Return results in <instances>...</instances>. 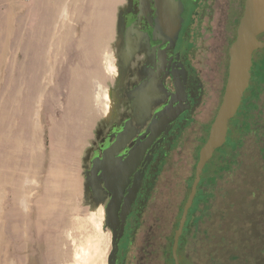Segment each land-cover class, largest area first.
I'll return each mask as SVG.
<instances>
[{
    "label": "bare ground",
    "instance_id": "obj_1",
    "mask_svg": "<svg viewBox=\"0 0 264 264\" xmlns=\"http://www.w3.org/2000/svg\"><path fill=\"white\" fill-rule=\"evenodd\" d=\"M78 1L80 2L78 12L83 26L78 43L80 48H83L82 60L86 66H77L70 71L69 107L64 111L61 122L55 118L51 119L49 134L52 137V160L46 182L48 194L42 201L45 217L56 211L58 203L57 200L52 199L56 192L60 193L62 198L69 199L76 191L69 178L74 166L77 165V157L80 155L86 158L89 155L91 151L89 144H94L92 149L96 148L95 153L98 157L89 169L99 170L104 164L102 157L106 156L105 160H109L112 153L111 148L108 147L109 144L100 143L102 135L100 128L103 122L113 124L110 132L113 136L108 134L111 138L114 136L137 139L143 137L144 126L148 124L146 121L150 114V104L145 98L135 94L144 90L151 82V78H153V85L159 87L168 72L164 51L154 53L150 38L143 42L145 37L142 36V26L139 25L141 21L149 24V27L155 24L161 25L165 14L161 0ZM8 2L10 3L9 0ZM69 2V0H34L32 11L19 18L16 30L12 24L13 16L16 17L24 7L9 4L11 8L5 13L4 22L1 24L3 42L0 44V65L5 64L9 59L8 43L14 30L17 33L16 45L22 53V59L19 62L17 83L15 81L6 99L3 94L0 96V103H5L0 104V203L5 197L4 189L10 186L13 195L12 207H14L7 215V219L2 220L3 209L0 206V264H17L12 258L10 249L12 246L23 249L21 243H27L30 240L28 229L24 226V217L29 209V198L32 194L30 191L32 187L40 184L32 175L36 174L35 170L40 167V104L47 90H50L49 102L54 104L57 99L58 87L56 84L53 85L56 71L51 66L50 60L58 56L62 59L63 45L70 41L72 35V30L67 25L70 20L69 6L72 5ZM179 16L181 29H183L186 23L185 10H182ZM128 21L131 27L129 26L127 32ZM129 31L130 34L132 31L135 36L130 37ZM88 62H91L90 66ZM131 73L136 77L132 83H128L130 93L135 95L130 103L136 111V119L130 116L127 105L124 106L125 110H122L124 104L117 92V87L129 82ZM61 77L62 75L59 76V80ZM111 78L114 85L107 86ZM176 95L179 93L177 92ZM120 113L123 114L122 119ZM64 189L66 194L63 193ZM105 211L101 206L98 212H92L88 217L96 234L91 235L90 232L88 237L85 234L83 239L85 237L86 239L78 246L76 244L77 249L73 251L72 262L67 260L68 249H63L60 244L63 241L67 244L69 241L72 243L73 239L68 236L66 238L64 236L46 237L48 264H108V249L112 238L105 232ZM36 217L35 221L39 219ZM85 225L88 226V224ZM67 244L65 247L68 246ZM19 264H25L23 258H20Z\"/></svg>",
    "mask_w": 264,
    "mask_h": 264
},
{
    "label": "rangeland",
    "instance_id": "obj_2",
    "mask_svg": "<svg viewBox=\"0 0 264 264\" xmlns=\"http://www.w3.org/2000/svg\"><path fill=\"white\" fill-rule=\"evenodd\" d=\"M9 1L10 3L8 2V0H0V9L2 10V11L0 10V29H1L0 30V44H2L3 42L2 41L3 40V32H2L3 29L1 27V24L4 22L3 18H4L5 13L11 8L9 4H14L17 6L24 7L22 12L16 15V17L13 16L14 21L12 20L13 22L12 24L15 30H16V27L18 24L17 22L19 21V18H21V16L26 15L27 13L30 14L34 6V0H19V1L9 0ZM69 1L72 3V5L69 6L71 21L69 20L68 21L69 23L67 25L70 26L72 30V35L70 37V41L68 40L69 42L63 45L62 50L64 52V55L62 59L60 56H58L56 58L53 57L50 60L51 66H53L56 71L55 72L56 77L54 76L53 85L56 84V86L58 87L56 90L57 99L54 104H52V102H49L50 100H48V94L50 90H47L45 94L43 95L42 97L43 100L40 104V109H41L40 110V130H39V134H40L39 136H41L40 138V144H41L40 167L35 170L36 174L34 173L32 174L37 178L38 183L40 184L32 187V191H30L32 192V194L29 198V209L25 213L26 215L24 217L25 223L23 222L25 224L24 225L25 228L28 229V233L30 234L29 235L30 240L27 243H24V242L21 243V246L23 247V249L22 248L17 249L16 247L14 248L13 246L10 249L12 258L17 264H19L20 258L24 259L25 264H48L46 260V249L48 245L46 237H50V236L51 237L64 236L65 238L68 236L70 237V239H73V241L75 240V243H73V241L72 243L71 241H69L67 244L66 242L63 241L60 244L63 249L65 250L68 249L69 257L67 258V260L72 262L74 260L73 251L74 250L76 251L77 249L76 244L78 246L91 233H92L91 235L96 234L94 227H91L92 224L88 221V217L90 216L92 212H98L101 206L104 208V210H106L104 212L106 213L104 216V221L106 225L105 232L107 233V236H111L112 238V243L108 249L107 262H109V257L112 251L111 246H113V241H114L113 240L114 239V229L111 225V223H114V222L109 217L108 209L112 205L111 198L113 194V188H112L113 185L111 183H112V180L114 179V176L115 175L117 176L118 172L112 169L111 165H109L110 167L107 169L106 167H103L104 165H102V167L99 170H97L95 174L85 175L86 173H85V169L83 166V160H82V157L79 155L76 159L77 165L74 166L73 172L71 173V177L69 178L72 184H74L76 191L75 190H74L75 192L73 191L74 193L69 199H66V197L62 198L60 193L56 192L52 196V199L57 200L56 202L58 203V205L56 206V211L52 214L49 213L48 216L46 217L44 216V209L42 206L43 205L42 201L45 199V195L48 194L47 188H46V182H47L48 174L51 168V160H52L51 159L52 137H51V134H49L50 128H51V119L55 118L56 120L61 122L64 117V111L67 109V107H69L68 100H69V94H70L69 93L70 71L73 68H76L77 66H86V63L84 62V60H82L83 48L82 47L80 48L79 43H78L81 38V33L83 29L82 21L80 20L79 12H78L80 2L78 0H69ZM161 3H162V0H161ZM217 3L218 4H215L213 6V12L210 11L208 15V19L206 20V24L204 25L205 27L208 28V31L206 32L204 37H207L209 39L213 38L211 40L213 51H215L216 47H219V46L222 47V51H221L222 60H221L220 67H221V76L223 79V84L221 85L222 89L220 90V92L212 96L211 102L208 104L207 113L209 116L212 114L211 123L215 121L219 113V110L221 108V105H222L224 89H225L226 81L228 77L230 50L236 40L237 28L239 26L240 20L244 12V10H241L239 12H233L231 10L225 9V0L223 2L224 6H221L220 1ZM194 8H195V4L193 3L192 9ZM132 16L133 15H131V17ZM139 25L142 26V36L145 37L144 39L142 37L143 42H146L145 40L150 38L152 39V50L154 53L160 52L162 50L164 51L165 63L167 65L168 72H167V75L163 79L162 85H160L159 87H155L151 82L147 85V87L144 88V90L135 94L142 98H145L150 104V114L148 115L147 121H146L148 124H145L144 126V132H143L142 138L139 137V139H137L136 137H133L135 139L130 140L129 139L130 137H127L129 141L128 146L124 145V143L122 145L121 143H119L120 145H118V149L116 153L118 157V161H117L118 166L120 165L122 166L124 162L129 157H131L144 142H147L153 137V134H154L153 130L155 129L157 123L163 120V117L167 111V110L163 111L162 106L168 105V109L172 108L170 109L172 110V112L184 106V104L177 103L173 99L174 97L169 92H166L168 95L166 99H161L162 102L165 101L164 104H156L157 103L156 97L159 96V94H161L162 92H164L166 84L173 87V83L168 75L169 67H170L169 60L171 59V55H172L173 47H174V40H173V35H172L173 28L171 26L170 21L165 16H163V21L161 25L155 24L153 27H149V24H146V23L144 24V21L139 22ZM129 26L131 27V24L128 21L127 32H128ZM15 30L13 32L14 35L12 34V36L9 38V43H8L9 44L8 49L10 48L8 50L9 59H7V62L5 64L0 65V68H1L0 69V96L1 94H3L4 99H6L7 96L9 95V92L14 86L15 81L17 83L19 62L22 59V53L20 52V50H18L17 45H16L17 33ZM129 34H130V31H129ZM131 34H130V37L135 36V34H133L132 31H131ZM262 34L258 36V39L262 44H264V35ZM124 36L125 34L123 35V37ZM227 38H229L228 46H227ZM221 39H222V44L219 45L220 44L219 42L221 41ZM19 56H20V59H19ZM12 58L15 60H13ZM263 58H264V53L260 49L255 50L253 59H252V67L250 70V80L247 85L248 87L245 89L242 95V99L240 101V107L238 109V112L228 122V132H227L226 140L224 143L225 145L229 144V140L231 139V133L233 129L238 130L240 127L245 128V129L247 128L248 124H246V120H245L246 113H243V111L245 110V107H244L245 101L249 98L248 95L250 94V92L252 93L254 92V85L259 82H264ZM15 62L17 64H15ZM87 64L88 66H90L91 62H88ZM60 75H62V77L59 80ZM113 85H114V81L111 78L110 82L107 83V86H113ZM124 85L117 87V92L119 94V97L121 101H123V104H124L122 107L123 108L122 110H125L124 106L127 105V108L130 111V116L132 115L133 118L136 119V111L134 107L132 106V104L130 103L131 98H133L135 95L134 94L129 95L128 90L126 89ZM175 94H177V92ZM251 97H253L252 94H251ZM166 103H169V104H166ZM0 104H5V103H0ZM257 105L258 107H256L252 111V114H251V118H252L251 125L252 126L250 130L245 134L235 133L233 135V138L239 141V144H238L239 150L237 152V155H238L237 164L233 168L232 173L228 175L227 177L228 184L225 185V189L222 190V193L217 191V194L219 197L217 199V202L215 203L216 207H214V209L212 210L213 212L212 220L210 221L209 219H207V223L201 226L200 231L196 234V238L191 237L190 239V243H189L190 249L189 250H190V256L193 258L194 264H218V261L211 263L210 255L212 253H209L208 255H206V253L210 252L212 249V252H215L217 256L220 257L217 251H223L226 248H228L229 250H234L235 248H237V246L230 245L229 240H228L230 239V237H233L234 234H237L239 238L243 240V243L241 244L242 247H239L242 253L251 254L250 257L252 256V254H254L256 256V259L260 260V258L257 257L258 249H259V252L260 251L262 252L264 250V242H262V238H261V235H264V226L263 227L261 226L262 222H264V90H263L260 103L256 104V106ZM120 116H121V113H120ZM112 125L113 124L111 123L103 122L100 128L101 134H106L107 132L110 134L112 130ZM112 138H115V137H112ZM190 141H192V137L190 138ZM190 141H188L187 144H185L183 147H180V154H179L180 158H178L179 159L178 161L180 162V164L177 166V168L178 167L180 168H179V171H177V179L173 181V184L170 189L163 188L164 193L166 194V197H167L166 201L162 203L160 200L162 199V196H160L159 201L154 207L157 209L156 210L153 209L150 213L151 217L147 221V227L144 226L140 229L139 237L137 238L138 239L137 246L138 247L140 246L141 250L144 252L142 253V256L144 257V262L146 264H162L160 256H158L159 249H160L159 247L161 244V240H160L161 237L160 236H156V237L150 236L149 229L153 226L155 227V230L154 229L153 230L157 234H160L162 233V231H159L158 229L159 227L162 228L163 226L164 231L167 234L169 232L171 216L169 217L168 210H166L165 214H162V212L164 211L163 209L164 207H168L167 209H169L170 207L171 213L172 211H176L178 202L180 198L183 197L184 195L182 181H183L184 176L187 174L190 168V163L188 162L189 150L191 148ZM90 145L92 144H89V146ZM220 150H221V147H217L214 150V152H217ZM97 158L95 157L93 159L94 162L97 161ZM106 164H109V163H106ZM113 170H114V173H113ZM32 175H31V178H33ZM89 176L90 177L94 176V177L90 178ZM77 180H79V182ZM9 188L10 186L4 189L5 197L1 200V203H0V206H2V209H3L1 213L2 220L7 219V215L10 214L11 209L14 208L12 207V199H13L12 189L11 188L9 189ZM67 189H68V185H67ZM65 190L66 189H64V192H63L64 194H66ZM224 194H225V200L222 199V196ZM170 197L172 199H170ZM38 200H39V203H38ZM39 205H41V207ZM37 206L39 208H36ZM38 212H39V215H38ZM221 214H224L223 218L221 217ZM225 214H226V218L229 219L230 226L225 227L224 225V227L221 230H218L219 226H221L220 225L221 222H225V221L227 222L225 218ZM35 217L36 219L37 218L39 219L35 221L34 220ZM85 224H88V226L90 227H88ZM188 225L189 224H187V226L184 229L185 231L180 241L181 244L183 243L185 235H187V233L189 232L187 228ZM90 228H92L91 231H90ZM211 231L213 234H211ZM192 232H193V229L192 227H190L189 235L192 234ZM85 234H86V237L85 239H83ZM152 238L154 240H152ZM66 244L68 245L67 247H65ZM103 244H104L103 246L105 247V243ZM16 246H18V244H16ZM195 251L199 253L201 252V254L198 255V253L196 254ZM204 253H205V256L203 255ZM233 254L234 253L230 254V258ZM72 255H73V259H72ZM224 261H225V258H224ZM254 262L256 261L250 260L249 262H246L243 264H254ZM182 264L184 263L182 262Z\"/></svg>",
    "mask_w": 264,
    "mask_h": 264
},
{
    "label": "flooded vegetation",
    "instance_id": "obj_3",
    "mask_svg": "<svg viewBox=\"0 0 264 264\" xmlns=\"http://www.w3.org/2000/svg\"><path fill=\"white\" fill-rule=\"evenodd\" d=\"M178 1L184 4L186 14L184 20L186 23L184 28L178 33L175 29H173L172 32L174 47L171 59L169 60L170 67L168 75L173 83V87L164 83L166 84L165 90L156 97V104H164L165 101L162 102L161 99H166L168 96L166 92H169L177 103L184 104L183 112L168 125L164 132L153 141L150 148H146V150H143V148L147 146L152 138L147 142H144V140V143L132 155L133 157H129L124 162L122 165L123 167L117 165L118 157L116 153L118 145H120L119 143H121V145L124 143V145L128 146V139L126 137L118 138L117 136H114L115 138L112 139L109 137V133L101 135L100 143L102 145L108 143V147L111 148L112 151L109 160H105L106 156L102 157V161L104 162L103 167L107 169V167L111 165V168L118 172L117 176L115 175L112 180L113 189H117L120 183H123V185L126 184L124 200L119 211L118 220H116L117 231L119 234L122 232V238L119 241L116 253V264H146L142 256L144 252L141 250L140 246H137V238L139 237L140 229L144 226L147 227V221L151 217L150 213L153 209H157L154 207L159 201L160 196H162V199H160L162 203L166 201L167 197L163 188L170 189L173 181L177 179V171H179L180 168H177L180 164L178 161V158H180V147L187 144L192 137V141H190L191 148L188 155L190 168L182 181L184 195L180 198L176 211H172L171 213L170 207L169 209H167L168 207H164V211L162 212V214H165L166 210H168V215L169 217L171 216L169 232L167 234L163 226L158 229L162 231L160 234L154 231L155 227L153 226L149 229L150 236L161 237L158 256H160L162 264H175L173 254L175 234L180 226L183 211L197 176V166L200 161L201 150L207 143V135H210L214 123H211L212 114L210 116L208 115L207 108L208 104L211 102L212 96L219 93L222 89L221 85L223 84V79L220 67L222 47H216L215 51H213V46L211 44L213 38L209 39L204 37L208 31V28L204 25L206 24L210 11L213 12V6L218 4L217 2L219 1L221 6H224V0ZM245 1L246 0H225V9L239 12L244 10ZM193 3L195 4L194 9H192ZM219 43V45L222 44V39ZM228 45L229 38H227V46ZM259 49L264 53V44ZM135 78V75L131 73L128 79L129 82L127 81L126 85L123 84L128 90L129 95L132 94L129 91L130 85H128V83H132ZM151 82L154 84L153 78H151ZM179 88L186 95L185 101L183 100ZM263 90L264 82H259L254 85V92H250L248 95L249 98L245 101V110L243 113H246V115L249 113L250 115L252 114V112L248 110L247 105L259 104ZM175 92H178L180 96L176 95ZM251 94L253 97H251ZM256 107H258V105ZM248 121L252 123V118ZM111 136L113 135L111 134ZM129 139L133 140L135 138L130 137ZM93 146L94 144L90 146L91 151H89V155L86 158H82L85 163L83 164L86 166L85 175L95 174L97 171L89 169L90 165H94L93 159L95 157L97 158L95 153L96 148L92 149ZM222 146L220 151L213 152L212 156L208 157L200 173L197 191L187 212L176 247L179 264H182V262L184 264H194L189 250L190 239L191 237L196 238V234L200 231L201 226L207 223V219L210 221L212 220V210L216 207L215 203L219 197L217 191L222 193V190L225 189V185L228 184L227 177L232 173L233 168L237 164L238 156L233 164L225 162V144ZM121 172L123 173V180L119 181ZM93 177L94 176L90 178ZM113 198L114 192L111 201ZM170 199L172 198L170 197ZM222 199L225 200V194L222 196ZM223 216L224 214H221L222 218ZM122 223L123 227L121 228ZM187 224H189L187 227L189 232L185 235L183 243L181 244L180 241ZM226 225L227 222L225 221V227H227ZM261 226H264V222H262ZM190 227H192L193 232L189 235ZM261 238L262 242H264V235H261ZM152 240L154 239L152 238ZM195 253H198V255L201 254V252L199 253L197 251H195ZM209 253H212L210 255L211 263L218 261V264H243L250 260H255L256 262H254V264H264V250L259 252L258 249L257 257H259L260 260L256 259L254 254L250 257L251 254L242 253L239 247L234 250L226 248L223 251H217L220 257H218L215 252H212V250L206 253V255ZM231 253L234 254L230 258ZM203 255L205 256V253Z\"/></svg>",
    "mask_w": 264,
    "mask_h": 264
},
{
    "label": "water",
    "instance_id": "obj_4",
    "mask_svg": "<svg viewBox=\"0 0 264 264\" xmlns=\"http://www.w3.org/2000/svg\"><path fill=\"white\" fill-rule=\"evenodd\" d=\"M162 7L165 9V14L163 16L170 21L172 28L175 29L177 33L181 31L179 15L182 10H185L184 4L181 1L176 0H162ZM262 33H264V0H246L243 16L237 28L236 40L230 50L228 77L224 89L222 105L212 125L208 141L201 150L200 161L197 166V176L192 185L190 196L183 211L180 226L175 234L173 243L175 264H179L176 247L184 226L187 212L197 191V185L200 181V173L202 172L205 161L212 155L214 149L224 144L228 131V122L238 112L242 95L248 87L247 85L250 80V70L252 67L254 52L263 46L258 39V36ZM179 90L181 91L180 88ZM181 93L183 100L185 101L186 95L183 91H181ZM170 109H168V105L162 106V110L167 111L163 120L157 123L153 130L154 134L152 139L143 150L150 148L153 141L183 112L182 110L184 107L173 112ZM122 177L123 173L121 172L119 181L123 180ZM125 188L126 184L123 185V183H120L117 189H113L114 198L111 201L112 205L108 209L109 217L114 221V223H111L114 229V241L108 264H116L118 244L122 238V232L119 234L117 231L116 220H118L119 211L124 200ZM123 223L121 228L123 227Z\"/></svg>",
    "mask_w": 264,
    "mask_h": 264
},
{
    "label": "trees",
    "instance_id": "obj_5",
    "mask_svg": "<svg viewBox=\"0 0 264 264\" xmlns=\"http://www.w3.org/2000/svg\"><path fill=\"white\" fill-rule=\"evenodd\" d=\"M247 107H248V110H249L250 112H252V111L256 108V104H248ZM250 118H251V115H250V113H249V114L246 115V117H245L246 124H248L246 129L240 127L238 130H236V129H233V130H232V133H231V139L229 140V144H228V145H225V162H228V164H233V163H235L236 157L238 156V155H237V152H238V150H239V148H238L239 141L235 140V139L233 138V135H234L235 133H242V134L247 133V132L250 130V128H251V123L248 121ZM227 132H228V131H227ZM208 137H209V134L207 135L206 142H207V140H208ZM225 140H226V139H225ZM220 147L222 148L223 146H220ZM215 149H216V148H215ZM215 149H214V150H215ZM213 152H214V151H213ZM212 154H213V153H212ZM211 156H212V155H211ZM211 156H210V157H211ZM219 218H220V217H219ZM226 220H227V227H229V226H230V225H229V224H230V223H229V219L226 218ZM220 225H221V226H219L218 230H221V229L224 227L225 222H221ZM220 227H221V228H220ZM232 233H233V232H232ZM211 234H213L212 231H211ZM213 240H214V239H213ZM213 240H212V241H213ZM228 240H229L230 245L237 246V247H242L241 244L243 243V240L240 239L239 236H238L237 234H234V236H233V237H230V239H228ZM211 250H212V249H211Z\"/></svg>",
    "mask_w": 264,
    "mask_h": 264
}]
</instances>
